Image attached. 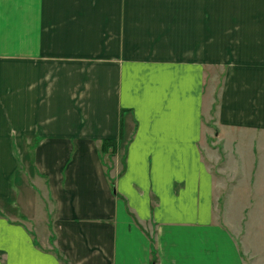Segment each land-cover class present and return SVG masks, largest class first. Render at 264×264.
I'll return each mask as SVG.
<instances>
[{
  "label": "crops",
  "instance_id": "1",
  "mask_svg": "<svg viewBox=\"0 0 264 264\" xmlns=\"http://www.w3.org/2000/svg\"><path fill=\"white\" fill-rule=\"evenodd\" d=\"M261 154L264 0H0V264H248Z\"/></svg>",
  "mask_w": 264,
  "mask_h": 264
},
{
  "label": "rangeland",
  "instance_id": "2",
  "mask_svg": "<svg viewBox=\"0 0 264 264\" xmlns=\"http://www.w3.org/2000/svg\"><path fill=\"white\" fill-rule=\"evenodd\" d=\"M262 157L264 156L262 155ZM261 186H262V183L257 184L256 182L253 192L251 193L249 197L247 195L245 196V199L242 201V205L233 204L235 210H237L236 214L238 213L240 209H242L241 207H246L245 205L246 203H248L249 205L247 206V209L249 210H248L247 216L245 215V219H246L245 222L237 221L238 224H241L244 228L242 230V233L244 234L243 236L239 234L241 233L239 229H238L239 231L236 230L237 232L232 229V228H235L234 226L238 225L236 221L229 222L225 220V216H226V211L224 210V207L226 206L224 204L225 198H224V201L222 200L221 204L218 205L219 209L217 213L218 214L217 218L221 222L229 223V225L231 223L232 227L231 225L229 227L236 233V234L234 233V237L237 241V244L240 246V248L242 247L241 249L244 251V253H246V256H244V259H246V262L248 264H264V188H261ZM44 195L45 194L42 192V196ZM238 196H239V193H238ZM230 206L231 205L228 203L227 204V210H229L228 216H230V212H232ZM220 209L222 210L221 214H219ZM242 219L243 218H241V220ZM41 236L42 238L45 236L44 230H41ZM53 239L54 238H52L51 242L54 241ZM258 256H259V259H258Z\"/></svg>",
  "mask_w": 264,
  "mask_h": 264
},
{
  "label": "trees",
  "instance_id": "3",
  "mask_svg": "<svg viewBox=\"0 0 264 264\" xmlns=\"http://www.w3.org/2000/svg\"><path fill=\"white\" fill-rule=\"evenodd\" d=\"M116 142L115 141H104L101 147L102 153H106L109 151V149H112L113 151L116 150Z\"/></svg>",
  "mask_w": 264,
  "mask_h": 264
}]
</instances>
